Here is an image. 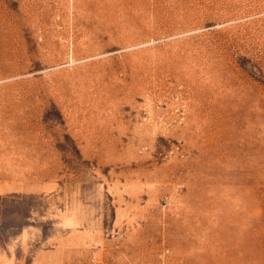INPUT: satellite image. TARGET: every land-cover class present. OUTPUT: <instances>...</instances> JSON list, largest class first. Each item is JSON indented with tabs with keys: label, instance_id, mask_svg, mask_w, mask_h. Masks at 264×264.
<instances>
[{
	"label": "rangeland",
	"instance_id": "obj_1",
	"mask_svg": "<svg viewBox=\"0 0 264 264\" xmlns=\"http://www.w3.org/2000/svg\"><path fill=\"white\" fill-rule=\"evenodd\" d=\"M0 264H264V0H0Z\"/></svg>",
	"mask_w": 264,
	"mask_h": 264
}]
</instances>
